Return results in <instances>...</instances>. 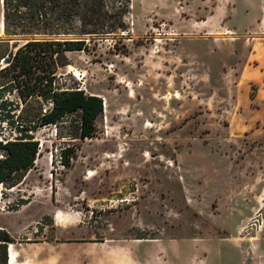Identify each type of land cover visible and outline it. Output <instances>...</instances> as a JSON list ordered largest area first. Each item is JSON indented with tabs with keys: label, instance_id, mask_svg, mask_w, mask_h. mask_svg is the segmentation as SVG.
I'll return each mask as SVG.
<instances>
[{
	"label": "rangeland",
	"instance_id": "obj_1",
	"mask_svg": "<svg viewBox=\"0 0 264 264\" xmlns=\"http://www.w3.org/2000/svg\"><path fill=\"white\" fill-rule=\"evenodd\" d=\"M263 4L92 0L89 35L70 19L58 37L88 51L64 52L61 87L104 109L92 138L69 137L75 116L35 133L34 167L0 201L15 264H264V105L232 76L264 44Z\"/></svg>",
	"mask_w": 264,
	"mask_h": 264
},
{
	"label": "trees",
	"instance_id": "obj_2",
	"mask_svg": "<svg viewBox=\"0 0 264 264\" xmlns=\"http://www.w3.org/2000/svg\"><path fill=\"white\" fill-rule=\"evenodd\" d=\"M92 0H2L3 32L0 41V201L21 184L39 155L35 133L47 126L58 131L67 122L71 139L92 138L103 113L101 97L82 89L61 86L59 69L67 51H88L86 39H62L70 19L78 18L85 30ZM124 9V8H123ZM127 12V8L122 13ZM121 27V26H120ZM23 43L9 50L8 42ZM253 100V94L250 95ZM5 129V130H4ZM72 147L61 151L60 164L71 165ZM21 200L8 210L24 205ZM13 238L0 229V264L8 263V244Z\"/></svg>",
	"mask_w": 264,
	"mask_h": 264
},
{
	"label": "crops",
	"instance_id": "obj_3",
	"mask_svg": "<svg viewBox=\"0 0 264 264\" xmlns=\"http://www.w3.org/2000/svg\"><path fill=\"white\" fill-rule=\"evenodd\" d=\"M259 11L264 14V4L260 6ZM243 50L246 51V55L244 59H241L237 68L238 76H235L234 72H232L233 80L236 81L234 84H237L240 79L242 82L245 81L246 84L252 83L256 85L258 88L256 100H259L264 105V101L262 102L264 98V44H253L249 48L244 46ZM261 112L264 114V106Z\"/></svg>",
	"mask_w": 264,
	"mask_h": 264
},
{
	"label": "bare ground",
	"instance_id": "obj_4",
	"mask_svg": "<svg viewBox=\"0 0 264 264\" xmlns=\"http://www.w3.org/2000/svg\"><path fill=\"white\" fill-rule=\"evenodd\" d=\"M9 252V250H8ZM9 264H15V254L14 252L10 249V252H9Z\"/></svg>",
	"mask_w": 264,
	"mask_h": 264
},
{
	"label": "built area",
	"instance_id": "obj_5",
	"mask_svg": "<svg viewBox=\"0 0 264 264\" xmlns=\"http://www.w3.org/2000/svg\"><path fill=\"white\" fill-rule=\"evenodd\" d=\"M156 39V38H155ZM155 39H153V40H155ZM156 42L158 41L157 39L155 40ZM131 202V200L130 199H126V198H124V199H122V200H118L117 201V203H120V204H122V203H126V204H129Z\"/></svg>",
	"mask_w": 264,
	"mask_h": 264
},
{
	"label": "water",
	"instance_id": "obj_6",
	"mask_svg": "<svg viewBox=\"0 0 264 264\" xmlns=\"http://www.w3.org/2000/svg\"><path fill=\"white\" fill-rule=\"evenodd\" d=\"M8 246H9V244H8ZM9 256V255H8ZM8 263H9V259H8Z\"/></svg>",
	"mask_w": 264,
	"mask_h": 264
}]
</instances>
